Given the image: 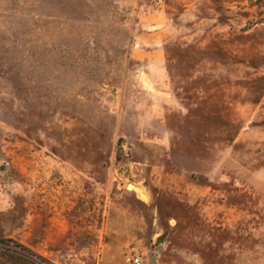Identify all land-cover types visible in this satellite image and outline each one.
Wrapping results in <instances>:
<instances>
[{
	"label": "rangeland",
	"instance_id": "obj_1",
	"mask_svg": "<svg viewBox=\"0 0 264 264\" xmlns=\"http://www.w3.org/2000/svg\"><path fill=\"white\" fill-rule=\"evenodd\" d=\"M0 238L264 264V0H0Z\"/></svg>",
	"mask_w": 264,
	"mask_h": 264
},
{
	"label": "trees",
	"instance_id": "obj_2",
	"mask_svg": "<svg viewBox=\"0 0 264 264\" xmlns=\"http://www.w3.org/2000/svg\"><path fill=\"white\" fill-rule=\"evenodd\" d=\"M0 264H56L23 243L0 238Z\"/></svg>",
	"mask_w": 264,
	"mask_h": 264
},
{
	"label": "built area",
	"instance_id": "obj_3",
	"mask_svg": "<svg viewBox=\"0 0 264 264\" xmlns=\"http://www.w3.org/2000/svg\"><path fill=\"white\" fill-rule=\"evenodd\" d=\"M125 261L128 264H142V258L140 254H138L134 248H132L129 253L126 255Z\"/></svg>",
	"mask_w": 264,
	"mask_h": 264
},
{
	"label": "crops",
	"instance_id": "obj_4",
	"mask_svg": "<svg viewBox=\"0 0 264 264\" xmlns=\"http://www.w3.org/2000/svg\"><path fill=\"white\" fill-rule=\"evenodd\" d=\"M153 52V54H155V52L157 53V54H159L160 55V52H159V50L158 49H152L151 51H150V54ZM157 55H155V57H156ZM158 57V56H157ZM142 59H145V61L147 60V61H149V57H146V58H144V56L142 57ZM154 60L150 57V62H153Z\"/></svg>",
	"mask_w": 264,
	"mask_h": 264
}]
</instances>
